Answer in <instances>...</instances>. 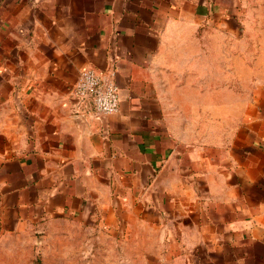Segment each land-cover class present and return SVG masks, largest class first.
Masks as SVG:
<instances>
[{
	"label": "crops",
	"instance_id": "0c3cea01",
	"mask_svg": "<svg viewBox=\"0 0 264 264\" xmlns=\"http://www.w3.org/2000/svg\"><path fill=\"white\" fill-rule=\"evenodd\" d=\"M238 0H0V244L54 220L157 264H264V33ZM113 73L118 111L71 90ZM122 228V230H119Z\"/></svg>",
	"mask_w": 264,
	"mask_h": 264
},
{
	"label": "rangeland",
	"instance_id": "374dc122",
	"mask_svg": "<svg viewBox=\"0 0 264 264\" xmlns=\"http://www.w3.org/2000/svg\"><path fill=\"white\" fill-rule=\"evenodd\" d=\"M238 1L249 29L264 33V0ZM156 253L154 236L117 231L99 220L62 219L37 235L2 242L0 264H157Z\"/></svg>",
	"mask_w": 264,
	"mask_h": 264
},
{
	"label": "built area",
	"instance_id": "2783aa9c",
	"mask_svg": "<svg viewBox=\"0 0 264 264\" xmlns=\"http://www.w3.org/2000/svg\"><path fill=\"white\" fill-rule=\"evenodd\" d=\"M71 94L78 100L77 114L93 112L97 117L112 114L120 107V87L113 73L103 75L92 67L80 72Z\"/></svg>",
	"mask_w": 264,
	"mask_h": 264
}]
</instances>
